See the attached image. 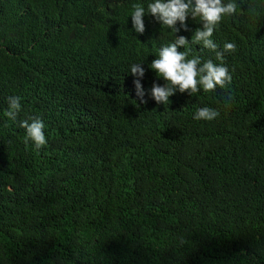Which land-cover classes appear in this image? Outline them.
<instances>
[{
  "label": "trees",
  "instance_id": "obj_1",
  "mask_svg": "<svg viewBox=\"0 0 264 264\" xmlns=\"http://www.w3.org/2000/svg\"><path fill=\"white\" fill-rule=\"evenodd\" d=\"M151 2L0 0V264H264V0H235L214 31L218 50L236 45L231 84L167 105L150 64L175 33ZM177 27L178 51L221 63L192 44L199 18ZM202 107L220 114L194 119ZM29 117L45 124L39 150L24 143Z\"/></svg>",
  "mask_w": 264,
  "mask_h": 264
},
{
  "label": "clouds",
  "instance_id": "obj_2",
  "mask_svg": "<svg viewBox=\"0 0 264 264\" xmlns=\"http://www.w3.org/2000/svg\"><path fill=\"white\" fill-rule=\"evenodd\" d=\"M237 10L235 0H229L226 4L223 0H153L147 6V12L160 22L162 26H166L175 33V39L168 45L160 48L158 57L152 61L151 69L154 70L158 77L163 78L166 82L164 86L154 83L150 95L157 104L167 105L169 98L177 92L189 93L193 95L203 88L205 92L215 90L217 86L225 87L232 82V76L228 67L223 63L225 53H231L236 50L234 43H225L222 50H218V45L213 41L212 37L222 18L225 15H232ZM145 8L139 4H133V13L131 15L134 30L137 33L145 32ZM191 16L193 20L199 18L202 28H197L192 37V44H199L205 49L215 52L216 59L221 61L219 65L209 59L201 63L200 57L187 58V50L178 51L179 48L189 45V41L184 36H177L180 28L179 23L184 31H188L187 20ZM131 75L135 77L134 85L136 94L144 103L145 91L141 84V80L145 76V68L143 64H132ZM21 98L18 96L8 97V110L5 115L15 120L21 108ZM233 98L228 96L224 100V107L230 108ZM219 111L209 107L197 109L194 114L196 120L212 121L219 116ZM20 126L26 129L24 137L25 145L31 141L35 149H41L46 143L44 134L45 124L40 118L29 117L27 120L20 122Z\"/></svg>",
  "mask_w": 264,
  "mask_h": 264
}]
</instances>
